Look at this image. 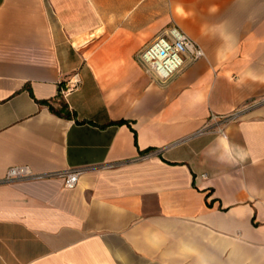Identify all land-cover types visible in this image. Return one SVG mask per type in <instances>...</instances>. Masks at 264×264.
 I'll return each instance as SVG.
<instances>
[{"label": "crops", "instance_id": "0c3cea01", "mask_svg": "<svg viewBox=\"0 0 264 264\" xmlns=\"http://www.w3.org/2000/svg\"><path fill=\"white\" fill-rule=\"evenodd\" d=\"M173 23L204 56L161 85L135 55ZM12 165L92 168L0 184V264H264V0H0Z\"/></svg>", "mask_w": 264, "mask_h": 264}, {"label": "built area", "instance_id": "2783aa9c", "mask_svg": "<svg viewBox=\"0 0 264 264\" xmlns=\"http://www.w3.org/2000/svg\"><path fill=\"white\" fill-rule=\"evenodd\" d=\"M203 56L204 52L200 45L173 23L165 27L151 42L138 51L135 60L145 73L164 85L183 68L186 62H193ZM76 82L77 80L69 78L60 89L61 95L66 97ZM254 106L255 103H250L225 114L211 113L195 134L215 133L225 136L228 125L238 120L248 109ZM88 168H92V166L36 172L28 165H12L6 169L3 177L0 178V184L61 179L64 187L73 188L80 175ZM200 176L206 177L205 174Z\"/></svg>", "mask_w": 264, "mask_h": 264}, {"label": "trees", "instance_id": "16d2710c", "mask_svg": "<svg viewBox=\"0 0 264 264\" xmlns=\"http://www.w3.org/2000/svg\"><path fill=\"white\" fill-rule=\"evenodd\" d=\"M46 104L49 105V108L51 109V111H53L54 113L60 115L61 112H63V116L64 117H69L70 116V113L69 111L67 110V106L65 104H61V107H60V111H56L47 101H45ZM119 123L122 122V121H118Z\"/></svg>", "mask_w": 264, "mask_h": 264}]
</instances>
